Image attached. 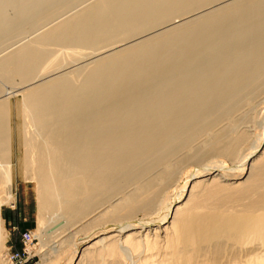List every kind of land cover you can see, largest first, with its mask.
I'll use <instances>...</instances> for the list:
<instances>
[{
  "label": "bare ground",
  "instance_id": "1",
  "mask_svg": "<svg viewBox=\"0 0 264 264\" xmlns=\"http://www.w3.org/2000/svg\"><path fill=\"white\" fill-rule=\"evenodd\" d=\"M0 77L23 94L19 168L0 99V264L19 175L44 263L264 264V115L230 118L264 89V0H0Z\"/></svg>",
  "mask_w": 264,
  "mask_h": 264
},
{
  "label": "rangeland",
  "instance_id": "2",
  "mask_svg": "<svg viewBox=\"0 0 264 264\" xmlns=\"http://www.w3.org/2000/svg\"><path fill=\"white\" fill-rule=\"evenodd\" d=\"M213 7H215V5L210 7V9ZM177 20H179V19H177ZM66 61L69 62V60H66ZM79 61H81V60H79ZM68 62L64 63L63 70L69 69L72 64L73 65L76 64L74 66H77L80 63V62L76 61L77 63L74 62L72 64H68ZM0 81H1L0 82V99L3 100L6 97L4 100L8 102L10 109H11L12 127H13V135H14V154H15L14 155V157H15L14 158V165L16 168L17 167L19 168L21 165L19 164L17 158L22 156V148H21V144L19 141V127H20L22 121H21V117H20L18 107H19V105L22 101V98H23V94L21 92H19L20 91L19 88H21L22 85L19 81V78H17V77L13 79V81H15L16 84H15V82L9 83L7 81H4L1 77H0ZM3 83H5V84H3ZM3 87H4V89H3ZM253 100L254 101H252V102L243 104L244 107L240 106L241 108L235 109L234 112L231 114L230 118L234 119V120H238L239 117H240V119H243L244 116H246L245 121H248L247 123L249 125L254 124L257 127H259V125L261 124L260 119L262 118V115H264L263 114V112H264V107H263L264 106L263 105L264 104V89L261 90ZM240 115L241 116L244 115V116L241 118ZM227 121H228L227 119L219 120L215 124V127L213 126L212 130L208 134H205V133H204V135L201 134V135L197 136L196 139L194 138L188 145L181 146L184 148H179L178 152H176L174 155H172L170 157V159L172 160V161L170 160V162L175 163L179 159H181V158L183 159L184 156L186 157L189 154H191L194 149H197L195 147H197L199 145H200L199 147L204 146V145H202V144H204V140L208 141V139L211 137V135L213 133H216V131H214V130H217V132H218V131H220L219 129L225 128L227 126V123H228ZM222 125H224V126H222ZM253 141H255V140H253ZM253 141H251L250 145H248L247 147H251L252 144L254 143ZM179 153L181 156L179 155ZM218 158H217V160H218ZM220 158L223 159V157H220ZM224 159H226V157H224ZM188 169L189 168H186L185 171H187ZM16 183H17V188H16L17 205H16V208H10L7 206H4V208H3L5 227L9 232V237H8L7 241L5 242L6 249H5L4 253H7L8 251H9L8 253H10V248H12L14 251H22L23 242L21 239V234L25 231H31V234L34 238H36V241H35V244H32L31 246L28 247L29 252L32 254V259L27 264H47V263L43 262V256H44L46 251L42 252V250L46 248L45 242H46L47 236L49 235L48 233L50 231H47L48 226L44 224V226H42V239L40 236L37 235L38 234V231H37L38 224H37V202H36V194H35V185H34V183H31V182L24 180V178L21 175H19L16 178ZM60 213H62V212L60 211ZM60 213H59V215L56 216V220L58 222V225L61 223V220L60 219L58 220V218L59 217H65V216H63V213H62V215ZM72 221H73V219L68 218V224L63 226V227L64 228H66L67 226L69 227V224L71 223V225H70L71 227H69V228H72V225L74 223V221L73 222ZM58 225L56 224L55 228ZM60 229L57 230V228H56L55 229L56 233L62 232V234H64L65 231H63V230H65V229H63V228H62V230H60ZM57 231H59V232H57ZM74 231L75 230H73V229L70 231H67L65 233L66 235H64V237L67 238L68 236L72 235L74 233ZM69 232H73V233H69ZM62 234H60V235H62Z\"/></svg>",
  "mask_w": 264,
  "mask_h": 264
},
{
  "label": "built area",
  "instance_id": "3",
  "mask_svg": "<svg viewBox=\"0 0 264 264\" xmlns=\"http://www.w3.org/2000/svg\"><path fill=\"white\" fill-rule=\"evenodd\" d=\"M21 239L23 242L22 251H14L10 248L9 260L12 261L11 264H27L32 259L28 247L35 244L36 238L32 236L31 231H25L21 234Z\"/></svg>",
  "mask_w": 264,
  "mask_h": 264
}]
</instances>
